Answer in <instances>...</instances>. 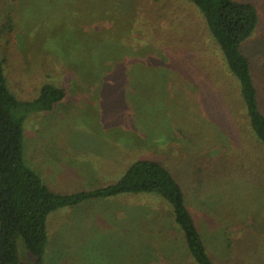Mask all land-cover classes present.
<instances>
[{"label":"rangeland","instance_id":"374dc122","mask_svg":"<svg viewBox=\"0 0 264 264\" xmlns=\"http://www.w3.org/2000/svg\"><path fill=\"white\" fill-rule=\"evenodd\" d=\"M241 52L264 115V0ZM10 91L64 87L23 123V160L57 194L107 187L137 159L180 183L215 264H264V147L239 80L188 0H0ZM153 193L83 201L47 217L44 264H193ZM20 255L31 259L23 242Z\"/></svg>","mask_w":264,"mask_h":264},{"label":"trees","instance_id":"16d2710c","mask_svg":"<svg viewBox=\"0 0 264 264\" xmlns=\"http://www.w3.org/2000/svg\"><path fill=\"white\" fill-rule=\"evenodd\" d=\"M202 14L206 27L224 55L230 72L239 80L250 128L264 147V115L257 101L249 59L242 42L258 23L257 9L234 0H188ZM64 87L45 83L30 101L18 99L9 89L0 58V264H44L47 217L53 211L96 198L121 194H156L172 215L193 264H215L185 202L173 173L158 161L140 158L132 162L118 181L95 190L57 194L23 160V123L30 113L52 110L65 98ZM26 252L20 255L18 242Z\"/></svg>","mask_w":264,"mask_h":264}]
</instances>
